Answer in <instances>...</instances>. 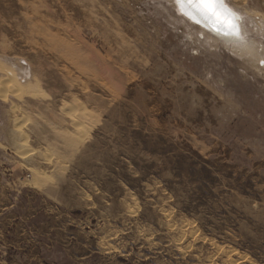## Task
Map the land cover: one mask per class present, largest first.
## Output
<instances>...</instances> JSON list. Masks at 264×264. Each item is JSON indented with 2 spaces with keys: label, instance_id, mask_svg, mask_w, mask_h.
<instances>
[{
  "label": "rangeland",
  "instance_id": "obj_1",
  "mask_svg": "<svg viewBox=\"0 0 264 264\" xmlns=\"http://www.w3.org/2000/svg\"><path fill=\"white\" fill-rule=\"evenodd\" d=\"M225 2L243 48L172 0H0V264H264V0Z\"/></svg>",
  "mask_w": 264,
  "mask_h": 264
},
{
  "label": "bare ground",
  "instance_id": "obj_2",
  "mask_svg": "<svg viewBox=\"0 0 264 264\" xmlns=\"http://www.w3.org/2000/svg\"><path fill=\"white\" fill-rule=\"evenodd\" d=\"M172 2L177 8V12L190 20L189 22L192 21L194 25L199 26L201 33H199V39L202 38L207 43L210 42L209 40H212L214 43L221 42L225 46L228 45L226 42H231L234 44L232 46L233 49L235 47L243 48L246 45L243 39L245 30L241 15L236 10L230 8L225 0H207L209 3L214 2L213 8L203 7L202 0H191V2L189 0H182V3L178 2V0H172ZM257 32H259V29ZM204 40L203 42H205ZM259 63L263 65L264 61H259Z\"/></svg>",
  "mask_w": 264,
  "mask_h": 264
},
{
  "label": "snow or ice",
  "instance_id": "obj_3",
  "mask_svg": "<svg viewBox=\"0 0 264 264\" xmlns=\"http://www.w3.org/2000/svg\"><path fill=\"white\" fill-rule=\"evenodd\" d=\"M178 2L182 3V0H178ZM189 2H191V0H189ZM202 6L205 8H213L214 7V2L213 3H209L207 2V0H202Z\"/></svg>",
  "mask_w": 264,
  "mask_h": 264
}]
</instances>
